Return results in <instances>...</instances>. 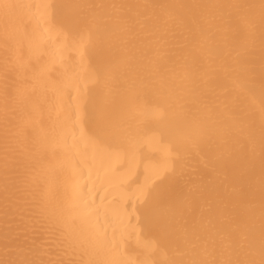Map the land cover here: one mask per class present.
I'll return each instance as SVG.
<instances>
[{
	"label": "bare ground",
	"instance_id": "6f19581e",
	"mask_svg": "<svg viewBox=\"0 0 264 264\" xmlns=\"http://www.w3.org/2000/svg\"><path fill=\"white\" fill-rule=\"evenodd\" d=\"M0 264H264V0H0Z\"/></svg>",
	"mask_w": 264,
	"mask_h": 264
}]
</instances>
